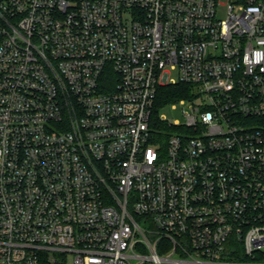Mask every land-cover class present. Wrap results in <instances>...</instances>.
<instances>
[{
	"label": "built area",
	"instance_id": "obj_1",
	"mask_svg": "<svg viewBox=\"0 0 264 264\" xmlns=\"http://www.w3.org/2000/svg\"><path fill=\"white\" fill-rule=\"evenodd\" d=\"M219 3L0 0V264H264V0Z\"/></svg>",
	"mask_w": 264,
	"mask_h": 264
},
{
	"label": "trees",
	"instance_id": "obj_2",
	"mask_svg": "<svg viewBox=\"0 0 264 264\" xmlns=\"http://www.w3.org/2000/svg\"><path fill=\"white\" fill-rule=\"evenodd\" d=\"M189 87L183 83L161 86L158 90V96L154 108V115H157L166 104L177 101L187 96Z\"/></svg>",
	"mask_w": 264,
	"mask_h": 264
},
{
	"label": "rangeland",
	"instance_id": "obj_3",
	"mask_svg": "<svg viewBox=\"0 0 264 264\" xmlns=\"http://www.w3.org/2000/svg\"><path fill=\"white\" fill-rule=\"evenodd\" d=\"M218 12L217 15L219 18H226L229 13L228 3L237 2V0H219ZM187 106V105H185ZM182 106L178 105L177 107L166 106L160 109V113H163L170 120H180L184 121V116L182 114Z\"/></svg>",
	"mask_w": 264,
	"mask_h": 264
}]
</instances>
